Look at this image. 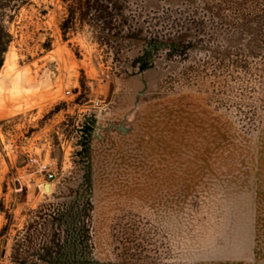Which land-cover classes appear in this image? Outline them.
<instances>
[{
  "label": "rangeland",
  "instance_id": "rangeland-1",
  "mask_svg": "<svg viewBox=\"0 0 264 264\" xmlns=\"http://www.w3.org/2000/svg\"><path fill=\"white\" fill-rule=\"evenodd\" d=\"M138 1L117 62L0 0V264H264V0Z\"/></svg>",
  "mask_w": 264,
  "mask_h": 264
},
{
  "label": "trees",
  "instance_id": "trees-1",
  "mask_svg": "<svg viewBox=\"0 0 264 264\" xmlns=\"http://www.w3.org/2000/svg\"><path fill=\"white\" fill-rule=\"evenodd\" d=\"M67 4L66 17L61 30L68 40V35L78 29L88 27L94 35L95 41L113 53L117 62L127 43L140 41V36L145 35V43L154 44L159 41V36L153 38L145 22H141V9L138 0H64ZM195 22L192 26H195ZM174 27L167 24L163 38L172 37ZM142 37V36H141Z\"/></svg>",
  "mask_w": 264,
  "mask_h": 264
},
{
  "label": "built area",
  "instance_id": "built-area-1",
  "mask_svg": "<svg viewBox=\"0 0 264 264\" xmlns=\"http://www.w3.org/2000/svg\"><path fill=\"white\" fill-rule=\"evenodd\" d=\"M68 94H70V93H68ZM40 170L43 173H47L49 181L54 180L55 175L53 174L52 164H44V165L41 166Z\"/></svg>",
  "mask_w": 264,
  "mask_h": 264
},
{
  "label": "bare ground",
  "instance_id": "bare-ground-1",
  "mask_svg": "<svg viewBox=\"0 0 264 264\" xmlns=\"http://www.w3.org/2000/svg\"><path fill=\"white\" fill-rule=\"evenodd\" d=\"M49 186H50V185H49ZM47 191H48L49 193H51V192H52V188H51V186H50V187H48Z\"/></svg>",
  "mask_w": 264,
  "mask_h": 264
}]
</instances>
